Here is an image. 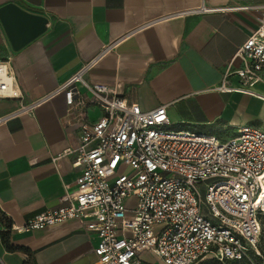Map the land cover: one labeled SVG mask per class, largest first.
I'll list each match as a JSON object with an SVG mask.
<instances>
[{
	"label": "crops",
	"instance_id": "0c3cea01",
	"mask_svg": "<svg viewBox=\"0 0 264 264\" xmlns=\"http://www.w3.org/2000/svg\"><path fill=\"white\" fill-rule=\"evenodd\" d=\"M9 3L44 17L46 25L14 50L0 21V61L8 62L16 91L0 96L3 264H98L92 254L97 237L76 220L20 233L10 226L60 206L64 186L74 188L78 168L71 158L58 166L51 158L76 147L78 136L64 123V93L49 94L105 46L113 43L84 80L109 85L142 110L165 105L169 129L220 140L246 125L264 130V83L251 93L218 90L225 74L241 67L234 54L261 14L220 9L261 6L264 0H0V7ZM197 9L209 11L189 13ZM238 84L232 76L227 86ZM100 114L88 110L91 121ZM4 237L20 249H6Z\"/></svg>",
	"mask_w": 264,
	"mask_h": 264
},
{
	"label": "built area",
	"instance_id": "2783aa9c",
	"mask_svg": "<svg viewBox=\"0 0 264 264\" xmlns=\"http://www.w3.org/2000/svg\"><path fill=\"white\" fill-rule=\"evenodd\" d=\"M231 9L261 14L234 54L241 67L228 71L218 90L251 93L264 83V5L220 10ZM111 45L49 94L64 93V123L78 136L76 147L51 158L56 166L71 158L74 188L64 186L60 206L10 228L20 233L76 220L97 237L98 264H254L264 219V130L246 125L220 140L169 129L165 105L142 110L109 85L84 80ZM232 76L235 88L227 86ZM12 83L8 62L0 61V96H16ZM92 107L101 114L91 121Z\"/></svg>",
	"mask_w": 264,
	"mask_h": 264
},
{
	"label": "water",
	"instance_id": "95a60500",
	"mask_svg": "<svg viewBox=\"0 0 264 264\" xmlns=\"http://www.w3.org/2000/svg\"><path fill=\"white\" fill-rule=\"evenodd\" d=\"M32 4L39 0H27ZM0 21L14 50L20 49L45 30L46 19L28 13L13 3L0 7Z\"/></svg>",
	"mask_w": 264,
	"mask_h": 264
},
{
	"label": "rangeland",
	"instance_id": "374dc122",
	"mask_svg": "<svg viewBox=\"0 0 264 264\" xmlns=\"http://www.w3.org/2000/svg\"><path fill=\"white\" fill-rule=\"evenodd\" d=\"M256 248L261 256H257L256 258L253 259L254 264H264V219H261V230ZM143 257H145L146 260L151 261V259H149L147 256L143 255ZM225 264H233V263L227 262Z\"/></svg>",
	"mask_w": 264,
	"mask_h": 264
},
{
	"label": "trees",
	"instance_id": "16d2710c",
	"mask_svg": "<svg viewBox=\"0 0 264 264\" xmlns=\"http://www.w3.org/2000/svg\"><path fill=\"white\" fill-rule=\"evenodd\" d=\"M0 219H1V220L4 219V216L2 215L1 212H0ZM7 225H8V227H9L10 224L7 223ZM3 244H4V246L6 247V249H8V250L20 249V248H18V247L11 246V245L9 244L8 239H7L6 237L3 238ZM257 256H261V255H260V254H259V255H256L255 253L252 252V257H253V259L256 258ZM25 264H29V260H28V262H26Z\"/></svg>",
	"mask_w": 264,
	"mask_h": 264
},
{
	"label": "bare ground",
	"instance_id": "6f19581e",
	"mask_svg": "<svg viewBox=\"0 0 264 264\" xmlns=\"http://www.w3.org/2000/svg\"><path fill=\"white\" fill-rule=\"evenodd\" d=\"M262 191H264V183H262ZM259 202L261 203L262 211H264V193L260 196Z\"/></svg>",
	"mask_w": 264,
	"mask_h": 264
}]
</instances>
